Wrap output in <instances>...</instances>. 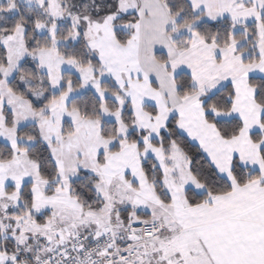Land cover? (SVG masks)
<instances>
[{"label": "snow or ice", "instance_id": "6c2138e0", "mask_svg": "<svg viewBox=\"0 0 264 264\" xmlns=\"http://www.w3.org/2000/svg\"><path fill=\"white\" fill-rule=\"evenodd\" d=\"M0 264H264V0H0Z\"/></svg>", "mask_w": 264, "mask_h": 264}]
</instances>
